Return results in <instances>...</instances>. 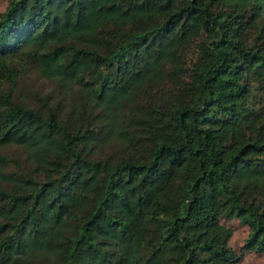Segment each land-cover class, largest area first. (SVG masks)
Returning <instances> with one entry per match:
<instances>
[{
    "label": "trees",
    "instance_id": "trees-1",
    "mask_svg": "<svg viewBox=\"0 0 264 264\" xmlns=\"http://www.w3.org/2000/svg\"><path fill=\"white\" fill-rule=\"evenodd\" d=\"M247 251L264 256V0L9 1L0 264Z\"/></svg>",
    "mask_w": 264,
    "mask_h": 264
},
{
    "label": "rangeland",
    "instance_id": "rangeland-1",
    "mask_svg": "<svg viewBox=\"0 0 264 264\" xmlns=\"http://www.w3.org/2000/svg\"><path fill=\"white\" fill-rule=\"evenodd\" d=\"M11 0H0V18ZM227 225L233 229L234 236L231 241V247L234 248L239 254L244 246L245 240L249 236V228L241 225L239 221H232ZM240 264H264V256L255 251H247L244 253V258Z\"/></svg>",
    "mask_w": 264,
    "mask_h": 264
}]
</instances>
